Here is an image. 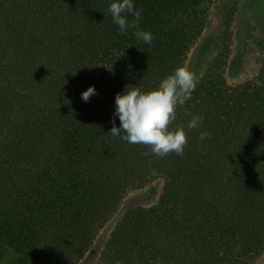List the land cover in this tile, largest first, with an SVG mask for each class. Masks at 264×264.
<instances>
[{
    "label": "trees",
    "instance_id": "obj_1",
    "mask_svg": "<svg viewBox=\"0 0 264 264\" xmlns=\"http://www.w3.org/2000/svg\"><path fill=\"white\" fill-rule=\"evenodd\" d=\"M215 1L134 0L145 44L120 33L112 0H0V264H77L128 192L156 180L158 202L124 212L97 264H256L264 64L238 85L221 51L207 64L169 125L185 129L182 155L107 135L116 93L185 67ZM195 115L200 128L188 129Z\"/></svg>",
    "mask_w": 264,
    "mask_h": 264
},
{
    "label": "rangeland",
    "instance_id": "obj_2",
    "mask_svg": "<svg viewBox=\"0 0 264 264\" xmlns=\"http://www.w3.org/2000/svg\"><path fill=\"white\" fill-rule=\"evenodd\" d=\"M220 51L228 83L242 84L258 74L264 64V0H216L206 29L188 55L185 67L197 79ZM164 189V180H156L128 192L119 210L105 224L90 250L77 264H97L124 212L137 206L155 205ZM256 264H264V254Z\"/></svg>",
    "mask_w": 264,
    "mask_h": 264
},
{
    "label": "clouds",
    "instance_id": "obj_3",
    "mask_svg": "<svg viewBox=\"0 0 264 264\" xmlns=\"http://www.w3.org/2000/svg\"><path fill=\"white\" fill-rule=\"evenodd\" d=\"M108 11L121 34L132 30L138 40L151 44L153 34L139 28L143 10L135 7L134 0H112ZM196 85L194 73L184 66H178L148 91H142L138 87H125L115 95L114 118L107 135L119 137L129 144L149 146L151 153L158 157L169 153L182 155L187 143L185 129L182 125L174 129L169 125L176 119L177 107L183 106L191 98ZM94 94L95 86L89 85L82 91L81 99L87 102ZM115 117L119 118V127L116 126ZM202 121V115L192 116L187 128L199 129ZM206 138H210V134L207 130L201 131L199 139L203 141Z\"/></svg>",
    "mask_w": 264,
    "mask_h": 264
}]
</instances>
